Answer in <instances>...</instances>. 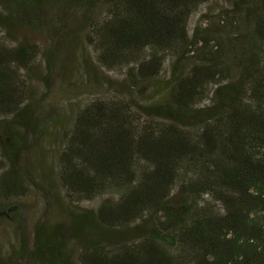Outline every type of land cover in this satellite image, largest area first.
Masks as SVG:
<instances>
[{
    "label": "trees",
    "instance_id": "trees-1",
    "mask_svg": "<svg viewBox=\"0 0 264 264\" xmlns=\"http://www.w3.org/2000/svg\"><path fill=\"white\" fill-rule=\"evenodd\" d=\"M213 1L0 0L2 225L31 189L19 154L40 52L24 34L58 26L47 6L82 18L85 54L139 97L81 105L53 158L76 253L65 224L34 225L30 251L21 231L1 239L0 264H264V0L190 27Z\"/></svg>",
    "mask_w": 264,
    "mask_h": 264
},
{
    "label": "rangeland",
    "instance_id": "rangeland-1",
    "mask_svg": "<svg viewBox=\"0 0 264 264\" xmlns=\"http://www.w3.org/2000/svg\"><path fill=\"white\" fill-rule=\"evenodd\" d=\"M226 5H229L226 0H214L209 6H202L192 18L190 27L196 24L206 27L212 17H215L216 13ZM72 12L51 11L47 6L42 14L48 21H53L57 17L58 26H49L44 30L38 28L24 34L39 46L40 52L30 71L28 82L31 120L23 129L25 146L19 154L20 170L29 175L32 181L29 192L17 201L20 218L18 227L16 228L12 221L7 226L0 223L2 254L7 253L9 248L1 239L13 237L21 231L28 247L26 250L30 251L33 226H52L57 223H63L67 227L66 251L71 253L74 248L76 253L77 244L70 237V224L76 214L53 189L50 177L53 158L65 141L72 115L81 105L98 95L105 97L126 95L139 99L135 93L128 95L132 91L126 90L129 81L125 77V72L107 73L93 64L90 53H88L90 57L85 54L88 51L85 47L83 30L80 29L82 18L73 15ZM205 13H208L207 16H204ZM100 14L102 13L97 12L89 15L95 18ZM0 41H2L1 34ZM49 47L55 52L48 67L45 54ZM166 74L164 73V78ZM1 127L3 126L0 125ZM2 162L5 166L0 157V165ZM30 264L39 263L31 261Z\"/></svg>",
    "mask_w": 264,
    "mask_h": 264
}]
</instances>
